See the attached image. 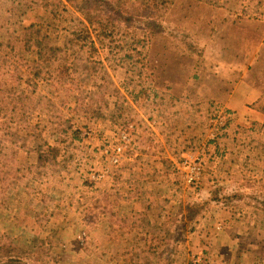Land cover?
<instances>
[{"label": "rangeland", "instance_id": "374dc122", "mask_svg": "<svg viewBox=\"0 0 264 264\" xmlns=\"http://www.w3.org/2000/svg\"><path fill=\"white\" fill-rule=\"evenodd\" d=\"M12 1L22 18L9 29L16 40L30 24L45 30L49 13L43 0H0L3 32L12 23L5 17ZM84 1L64 0L71 10L65 17L77 16L75 6ZM117 4L162 24V35L147 50L145 70L152 77L143 86L111 59L105 40L96 41L95 52L67 43L75 73L55 65L46 80L33 79L35 48L2 47L0 57L11 71L18 70L11 72L12 81L22 84L23 92L10 95L0 112V167L6 166L2 171H10L11 178L25 161L30 165L21 184L5 192L0 186V234L16 243L45 239L47 251L35 264H206L201 246L220 232L223 216L217 211L228 207L233 224L246 220L242 227L228 226L231 235L244 238L229 259L264 264V94L260 120L240 124L218 100L203 98L199 83L192 87L196 102L180 100L155 73L163 70V61H171L238 78L264 38V0ZM64 26L76 29L70 20ZM70 38L62 37L60 44ZM254 62V70L264 64L263 50ZM107 77L119 85V93L105 84ZM133 90L141 91L136 100ZM221 113L224 122L218 121ZM44 142L57 150L55 157L46 153L48 160H40L37 149L29 152ZM185 156L202 161L198 184L173 169ZM215 191L220 202L211 200ZM257 225L259 232L250 235Z\"/></svg>", "mask_w": 264, "mask_h": 264}, {"label": "trees", "instance_id": "16d2710c", "mask_svg": "<svg viewBox=\"0 0 264 264\" xmlns=\"http://www.w3.org/2000/svg\"><path fill=\"white\" fill-rule=\"evenodd\" d=\"M42 5L49 13V18L43 27L30 24L24 28L22 37L18 41L12 32L9 31L16 23L22 20L17 13L15 2H10L5 11L7 21L11 24L0 27V51L3 46L10 48V51L15 50L16 45H20L23 49L28 51L35 48L34 58L30 66L34 69L33 79L46 80L51 74V69L55 65H62L68 68V73H75L73 64H69L66 56V47L68 44L77 45L80 51L84 49L89 52L96 51V41L100 40L108 44L107 48L112 56L111 59L117 60V66L125 68L126 72H133L141 84L147 83V79L152 77L150 73L145 70L147 50L151 44V40L156 36L162 35L161 21L155 17H143L136 14L128 13V9L117 4V0H85L83 4L75 6L74 11L78 14L72 18H66L65 13H71V10L65 6L64 0H43ZM207 2H215V0H207ZM75 22L76 29H70L64 26L66 21ZM93 32L96 36L93 38ZM184 37H187L186 32H182ZM69 35L71 38L60 44V39ZM6 38L10 44L6 45L2 39ZM2 69H0V112H3L4 105L9 97L15 96L16 93H22V84L14 83L12 81L13 74L18 72L17 69L11 71L7 67V59L4 55L0 57ZM45 72L46 76L41 77V73ZM17 75V73H16ZM48 76V78H47ZM144 77V78H143ZM110 77L105 78L106 82L113 85L114 93H119V85L110 82ZM107 84V85H108ZM105 85V89L107 87ZM36 85H34L35 87ZM151 88V87H150ZM132 97L134 100L138 98L141 91H134ZM22 97V94H21ZM20 99L22 100V98ZM4 115V114H3ZM62 131L67 133L69 128L63 127ZM72 138L77 140L74 131H70ZM39 151L40 160H48L45 157L54 155L57 150L47 144L46 142L34 144L29 152ZM30 161L24 162L22 167H19L13 177L9 178L10 171H2L6 166L0 167L1 189L5 192L12 187H16L25 180V170H28ZM21 173V174H20ZM38 179V175L33 177ZM213 202H220L218 192H212L210 195ZM23 241L16 243L13 238L0 234V264H35V258L39 260L40 255L46 253L47 242L40 236L32 238L30 241L19 239Z\"/></svg>", "mask_w": 264, "mask_h": 264}, {"label": "crops", "instance_id": "0c3cea01", "mask_svg": "<svg viewBox=\"0 0 264 264\" xmlns=\"http://www.w3.org/2000/svg\"><path fill=\"white\" fill-rule=\"evenodd\" d=\"M260 50L264 51V38L259 40L255 46V50L253 47V55L250 57L249 67L236 79H230L231 77H219L210 72L195 70L188 66L175 64L171 61H163V63H165L163 70L159 73H155L161 76L162 80L169 86V92L176 99L196 102L192 101L193 96H195L192 87L195 83H199V93L203 98L218 100L214 102L229 108V111L233 113V118H237V123H247L248 120H260L262 116V109L258 103L260 102L259 99L264 94V64L256 65V69L254 70V56ZM228 80L237 81V83L236 85L234 84V86H230ZM217 84L220 85L217 86ZM217 89H221V92ZM227 89L229 90L227 91ZM219 99H222V101H219ZM230 213L231 211H228V207H224L223 211H217V214L223 216V219L220 220L221 223L217 225L218 231L220 232L216 237H213L212 234L206 239L208 246L205 244L201 246L204 250V257L206 256L207 258L208 256V260H203L206 264L239 263V261L229 258L233 255L234 250H236V246L238 247L236 242H244V238L242 239L239 234L231 235L233 231H230L228 226L233 225L232 228L237 226L242 227L246 224V220L243 221L240 219L235 225L233 224L235 221L231 220V217L228 216ZM231 215L234 216V214ZM217 216L218 215H216V219ZM216 219L211 217L213 221ZM224 219H228V222H226V220L225 222L222 221ZM248 219H250L249 223L251 226H254L255 218L252 219L250 216ZM258 232L259 226L257 225V228L251 229L249 234L252 235Z\"/></svg>", "mask_w": 264, "mask_h": 264}, {"label": "built area", "instance_id": "2783aa9c", "mask_svg": "<svg viewBox=\"0 0 264 264\" xmlns=\"http://www.w3.org/2000/svg\"><path fill=\"white\" fill-rule=\"evenodd\" d=\"M227 116L220 114L218 117L219 122L226 121ZM116 161V160H115ZM202 161L198 158L194 159L192 156H185L184 160L181 162H174L173 169L182 171L185 175V179L189 180L191 183L198 184L203 178L204 167H201Z\"/></svg>", "mask_w": 264, "mask_h": 264}]
</instances>
